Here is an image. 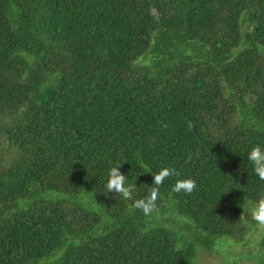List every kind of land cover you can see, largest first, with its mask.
Masks as SVG:
<instances>
[{
	"label": "trees",
	"instance_id": "1",
	"mask_svg": "<svg viewBox=\"0 0 264 264\" xmlns=\"http://www.w3.org/2000/svg\"><path fill=\"white\" fill-rule=\"evenodd\" d=\"M255 144L264 0H0V264H196L221 244L264 264Z\"/></svg>",
	"mask_w": 264,
	"mask_h": 264
},
{
	"label": "clouds",
	"instance_id": "2",
	"mask_svg": "<svg viewBox=\"0 0 264 264\" xmlns=\"http://www.w3.org/2000/svg\"><path fill=\"white\" fill-rule=\"evenodd\" d=\"M247 160L252 165L253 172L261 180H264V146H261L260 144L251 146L247 152ZM120 167L121 165L114 164L109 168L106 188L108 192L115 190L118 195H121L123 198L130 199L133 196L136 186L135 183H131L127 180L126 175L120 173ZM170 174L178 175L176 170L173 168H164L159 173L152 174L154 180L153 186L148 187L149 190L146 196L134 200L133 206L140 209L145 216L150 215V213L154 210V201L157 199L159 193V185L163 178ZM195 187L196 180L189 177L177 180L172 187V191L191 193ZM251 218L258 224H264V197L257 200L255 208L251 211Z\"/></svg>",
	"mask_w": 264,
	"mask_h": 264
},
{
	"label": "rangeland",
	"instance_id": "3",
	"mask_svg": "<svg viewBox=\"0 0 264 264\" xmlns=\"http://www.w3.org/2000/svg\"><path fill=\"white\" fill-rule=\"evenodd\" d=\"M256 204H250L248 209L244 214V219L246 222L253 225L254 230L248 236L247 247L254 246V240L259 238L261 234L264 232V224H258L257 222H253L251 218V211L254 209ZM244 250V248L236 247L234 248L231 245L221 244L217 250L211 252L200 251L199 255L196 258V264H226L225 260L227 257V252H231L235 255V261L230 264H256L257 260L252 257H240V253Z\"/></svg>",
	"mask_w": 264,
	"mask_h": 264
}]
</instances>
